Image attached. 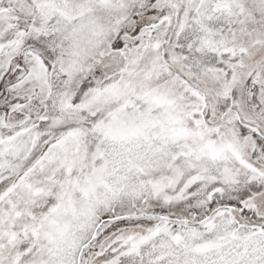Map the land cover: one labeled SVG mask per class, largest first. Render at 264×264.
Returning <instances> with one entry per match:
<instances>
[{
    "label": "snow or ice",
    "instance_id": "obj_1",
    "mask_svg": "<svg viewBox=\"0 0 264 264\" xmlns=\"http://www.w3.org/2000/svg\"><path fill=\"white\" fill-rule=\"evenodd\" d=\"M0 264H264V0H0Z\"/></svg>",
    "mask_w": 264,
    "mask_h": 264
}]
</instances>
